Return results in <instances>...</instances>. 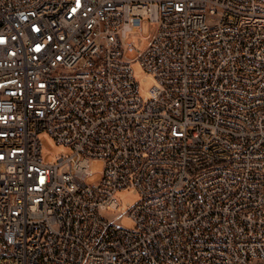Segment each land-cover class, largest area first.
Listing matches in <instances>:
<instances>
[{
  "label": "built area",
  "instance_id": "1",
  "mask_svg": "<svg viewBox=\"0 0 264 264\" xmlns=\"http://www.w3.org/2000/svg\"><path fill=\"white\" fill-rule=\"evenodd\" d=\"M0 264H264V0H0Z\"/></svg>",
  "mask_w": 264,
  "mask_h": 264
},
{
  "label": "rangeland",
  "instance_id": "2",
  "mask_svg": "<svg viewBox=\"0 0 264 264\" xmlns=\"http://www.w3.org/2000/svg\"><path fill=\"white\" fill-rule=\"evenodd\" d=\"M153 29V28H152ZM147 24L143 25V34H147ZM125 40L131 43L132 50L125 51V57L130 60V64L133 70V76L138 84V93L141 96H146L147 90L153 84V78L145 74V71L140 66L139 61L137 59V55L143 51L147 45L148 40L143 38L139 31H129L125 35ZM39 139L42 146V154L44 160H48L50 158H54L57 154L67 153L69 152V148L62 145L57 144L55 140L47 133H41L39 135ZM92 172H98L101 169V162H97L92 164L90 167ZM98 174L95 173L88 177V182H93L97 180ZM117 196L120 198L123 205L132 204L136 200H138V195L134 194L130 188L119 189L116 192ZM117 222L124 227H131L132 220L128 216L122 215L117 218Z\"/></svg>",
  "mask_w": 264,
  "mask_h": 264
}]
</instances>
